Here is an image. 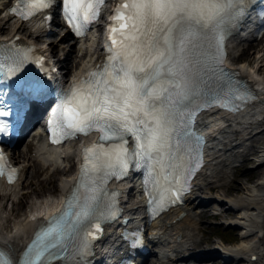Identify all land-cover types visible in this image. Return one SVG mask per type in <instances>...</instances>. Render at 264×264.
<instances>
[{"label": "snow or ice", "instance_id": "obj_1", "mask_svg": "<svg viewBox=\"0 0 264 264\" xmlns=\"http://www.w3.org/2000/svg\"><path fill=\"white\" fill-rule=\"evenodd\" d=\"M55 2L19 0L11 11L27 20ZM103 3L60 0L59 6L65 23L82 34ZM239 7L238 0H122L110 17L106 63L88 80L61 91L49 121L52 143L93 131L100 134L99 141L84 149L80 176L64 211L40 230L18 264H53L70 252L86 250L89 239L101 231L99 219L111 213L110 205L99 210L109 197V179L122 178L133 158L148 166L150 176L164 174L167 179L176 168V153L182 147L191 152L190 143L180 137L189 134L188 123L199 109L237 111L254 99L226 75L219 55ZM27 58L23 49L13 48L7 55L0 51V72L7 68L0 79L15 76ZM18 87L37 90L40 85L20 81ZM10 114L11 109L0 110V117ZM0 133L7 134L3 121ZM129 136L135 141L132 150ZM6 167L12 183L17 170L0 153V175ZM194 170L186 171L190 175ZM93 220L97 222L81 235L82 226ZM0 264H11L2 252Z\"/></svg>", "mask_w": 264, "mask_h": 264}, {"label": "bare ground", "instance_id": "obj_2", "mask_svg": "<svg viewBox=\"0 0 264 264\" xmlns=\"http://www.w3.org/2000/svg\"><path fill=\"white\" fill-rule=\"evenodd\" d=\"M55 24L56 21H54ZM42 34L43 31L37 21L21 22L9 15L0 5V37L19 36L22 41L37 43L42 52L50 54L51 57L56 55V63L63 68L65 74L71 72L70 75L76 76L93 64L95 53H97L96 32L91 40L78 45L71 44L67 57L65 56L64 59L62 57L66 48L61 45V40L64 39L61 36L64 34L58 33L57 38H54V35L43 37ZM241 37L237 36L229 43V59L232 65H235L232 60L236 58L235 53L242 45L239 42ZM58 38L60 40L56 42ZM78 53H83L81 59L78 58ZM235 69L253 84L259 100L238 115L212 113L204 118L203 121L207 125L211 124L215 129L219 127V131L215 130L213 133L216 142L211 145L213 151L209 153L210 164L197 180L196 191L200 194L196 193L194 198L190 196V202L185 206L151 223V239L153 244L158 246L159 243L160 247L158 251L153 252L155 260L150 259V262L147 261L148 264H171L172 261L168 258L172 256V252L175 249L188 251L189 244H192L191 250L201 251L198 256L195 255L197 261L193 258L189 259L195 261L191 264H202L206 256L216 259L219 257L216 255L218 251L228 259V262L225 261L226 264H264V50L259 49L252 65L242 62L235 66ZM247 130L249 131L246 132ZM243 133H245L244 136H242ZM30 137L16 152L10 149L13 160L21 167L17 182L14 185H5L0 182V246L6 248L11 254L17 255L45 214L51 209L55 211L60 208L62 200L59 197L65 196L76 178L75 174L61 178L57 185V195H46L36 200L32 209L15 221L12 229H9L8 213L13 212L14 207L5 209V203L11 200L16 202L19 193H26L21 186L27 187L40 169H52L54 173L64 174L70 168L64 163L75 159V149L72 146L55 151L47 150L38 142L40 134L37 131H33ZM245 141H249V146L241 153L237 152L236 148ZM250 156H254L256 165L247 173L246 179L253 177L255 180L252 183L243 182L239 186L238 182L241 178L234 176L228 186L218 184L222 180L225 181L224 178H227L228 170L232 169L233 163L237 161L236 158H245V162H248ZM238 169H242V166ZM128 186L126 184L122 188L126 190ZM221 189L223 196L221 194L211 196L209 193L219 192ZM200 195L202 198L199 197ZM225 200L229 203L230 211L216 212L212 217L233 218L223 223L239 228V242L228 246L220 239L213 244L214 247L205 248L200 245L201 240L197 237V231L200 228L199 219L206 216L211 205L227 204ZM193 204L196 206L194 207ZM140 208V201L136 196L126 205L127 211L138 212ZM179 212H184L185 217L176 222L175 217ZM177 236L181 239L179 242H177ZM114 242L110 239L111 244ZM165 242H167L166 245ZM174 264L189 263L187 260H177Z\"/></svg>", "mask_w": 264, "mask_h": 264}, {"label": "rangeland", "instance_id": "obj_3", "mask_svg": "<svg viewBox=\"0 0 264 264\" xmlns=\"http://www.w3.org/2000/svg\"><path fill=\"white\" fill-rule=\"evenodd\" d=\"M54 40V39H53ZM66 45L67 42L65 39L62 40V43ZM259 49L264 50V40H261L260 42H257L255 44H252L248 48L243 49L242 51L237 50L235 53L236 58L232 60V62L235 64V66L240 65L242 62H246L249 64H253L256 59V55L259 52ZM264 145V142H263ZM249 146V141H245L242 143V145L237 148L238 151L245 150L246 147ZM249 158V157H248ZM236 164L241 165L242 169H235L232 168L229 171L227 178H224L221 182L218 184H221L223 186H228V183L232 181V178L234 176L241 178L238 182L239 186H241V183L247 182L248 184L252 183L255 179L253 177H248L246 179V175L248 172H250L253 167H255V158L254 156H250L249 161L245 162V158H236ZM244 160V161H243ZM71 173H73V169H69L65 174H59L54 173L52 169L49 170H41L38 172L36 177L32 182L26 185L22 186V190H24L25 194H19L16 197V202L7 201L5 203V209H9L11 207H14L13 212L8 213V225L9 229H12L13 223L17 221L21 216H24L27 211L32 209V205L35 204L36 199L43 198L46 195H57V185L59 183V180L63 176H68ZM232 174V175H231ZM25 184V183H24ZM211 196L215 195H222L223 196V190L221 189L219 192H209ZM200 194V193H199ZM199 197L202 198L200 195ZM225 199V197H222ZM227 204H223V206H215L211 205L209 207V212L206 214L205 217H201L200 223H199V230L197 231V237L200 239V245H202L205 248H212L214 247L213 244L217 243L220 239L224 242L225 245H231L232 243L239 242V231L233 230L231 227L229 228L228 225L224 224V222L228 220H232L233 218H213V213L220 212V211H230L229 203L227 200H225ZM226 232V233H225ZM233 232V233H232ZM235 240L232 242L231 240ZM201 251H188L187 254L190 253H199ZM181 253L185 252H179L178 255H181ZM185 253V254H186ZM205 264V263H204ZM213 264H226L223 260L217 259ZM228 264V263H227Z\"/></svg>", "mask_w": 264, "mask_h": 264}]
</instances>
